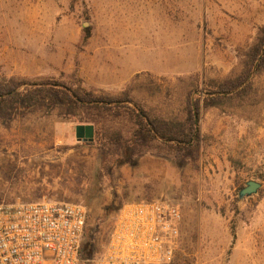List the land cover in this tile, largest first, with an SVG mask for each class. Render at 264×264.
<instances>
[{
    "label": "rangeland",
    "instance_id": "374dc122",
    "mask_svg": "<svg viewBox=\"0 0 264 264\" xmlns=\"http://www.w3.org/2000/svg\"><path fill=\"white\" fill-rule=\"evenodd\" d=\"M263 28L264 0H0V81L129 89L145 110L180 118L184 91L198 83L203 97L238 76ZM248 80L244 98L200 107L193 157L127 161L99 144L97 127L93 142L77 141L79 123L55 113L0 123V203L83 205L93 253L81 264L100 258L118 209L157 200L182 211L168 264H264V68ZM248 181L262 186L239 200Z\"/></svg>",
    "mask_w": 264,
    "mask_h": 264
},
{
    "label": "trees",
    "instance_id": "16d2710c",
    "mask_svg": "<svg viewBox=\"0 0 264 264\" xmlns=\"http://www.w3.org/2000/svg\"><path fill=\"white\" fill-rule=\"evenodd\" d=\"M264 68V28L243 60L242 72L232 79L209 83L204 96L194 97L198 83L184 91L180 118L166 119L145 110L129 89L118 95L96 94L81 85L59 81H26L8 78L0 81V123L9 125L36 112L55 113L62 122L75 121L97 127L96 140L104 148L120 150L127 161L145 153L181 154L193 157L198 149L200 107L221 106L233 98L242 99L250 88L249 77ZM119 123H126L124 130ZM116 124V125H115ZM118 209L114 214H118ZM114 216V217H115ZM114 219V218H113ZM235 239V231L232 229ZM92 235L86 224L79 251L80 264L93 253Z\"/></svg>",
    "mask_w": 264,
    "mask_h": 264
},
{
    "label": "built area",
    "instance_id": "2783aa9c",
    "mask_svg": "<svg viewBox=\"0 0 264 264\" xmlns=\"http://www.w3.org/2000/svg\"><path fill=\"white\" fill-rule=\"evenodd\" d=\"M86 218L76 203H0V264H80ZM181 222V208L171 201L124 204L95 264H168Z\"/></svg>",
    "mask_w": 264,
    "mask_h": 264
},
{
    "label": "water",
    "instance_id": "95a60500",
    "mask_svg": "<svg viewBox=\"0 0 264 264\" xmlns=\"http://www.w3.org/2000/svg\"><path fill=\"white\" fill-rule=\"evenodd\" d=\"M75 138L77 141L91 143L94 140V127L91 124H78L75 126ZM261 183L256 181H248L238 193L239 200L244 197H251L258 193Z\"/></svg>",
    "mask_w": 264,
    "mask_h": 264
}]
</instances>
